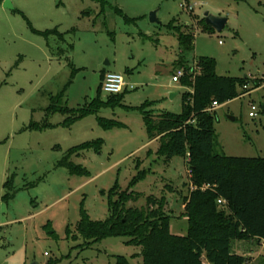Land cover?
Masks as SVG:
<instances>
[{"label":"rangeland","instance_id":"374dc122","mask_svg":"<svg viewBox=\"0 0 264 264\" xmlns=\"http://www.w3.org/2000/svg\"><path fill=\"white\" fill-rule=\"evenodd\" d=\"M110 2L113 9L103 16L91 0H0V264H115L117 257L143 264L142 248L127 245L128 238L87 247L78 233L83 213L94 222L110 218L115 187L138 197L128 209L143 210L148 198H165L171 234L187 236L184 198L192 189L187 161L157 155L160 141L150 140L139 110L148 104L146 112L155 116L182 113L183 96L192 90L182 86L184 77L172 80L179 72L188 74L177 66L180 56L186 68L215 59L218 76L248 81L238 99L217 110L216 148L227 157H264V0ZM184 2L192 12L181 7ZM153 12L160 25L150 23ZM207 12L228 19L223 32L205 27ZM171 23L194 34L190 52H181L167 28ZM53 30L65 40L37 33ZM73 70L72 84L59 99L71 110L98 97L109 99L100 92L103 73L119 74L135 89L123 94V107L102 109L65 128L70 116L46 110L63 94ZM99 118L123 127L105 130ZM98 141H103L99 151L71 158L88 175L71 176L59 166L71 149ZM141 172L146 178L133 183ZM238 243L234 254L245 255L247 264H264L259 241Z\"/></svg>","mask_w":264,"mask_h":264},{"label":"trees","instance_id":"16d2710c","mask_svg":"<svg viewBox=\"0 0 264 264\" xmlns=\"http://www.w3.org/2000/svg\"><path fill=\"white\" fill-rule=\"evenodd\" d=\"M91 1L99 4L100 15L105 16L108 9H113L110 0ZM114 10L116 15L124 17L121 10ZM124 19L127 23L135 22L127 17ZM205 27L215 32L206 23ZM167 28L176 36L182 53L192 50L195 36L188 28L175 26L174 23ZM37 33L46 39L56 36L65 40L64 35L57 30ZM184 61V56H180L177 63L178 68L188 72L181 84L192 92L183 96L182 113L155 116L146 112L148 104L139 110L143 114L150 140L160 141L157 155L167 162L176 157L187 161L193 187L184 198V216L188 220L187 236L171 234L172 217L165 211V198L158 200L150 197L146 209H128L127 204L138 197L131 189L119 192L118 187L110 192V218L104 222H94L83 213L78 233L87 247L109 238H128L127 245L142 248L140 257L143 264H247L245 257L232 252V244L255 239L264 242V157L233 158L218 153L215 143L217 111L211 113L209 108L214 103L222 106L238 99L241 96L240 90L248 81L218 76L217 62L212 58L200 59L196 65V74L192 73L194 68L185 67ZM76 72L73 70L63 94L52 98V105L46 110L48 114L70 116L63 127L71 128L102 109L122 106L123 94L128 91L111 95L106 102L98 97L77 110L61 106L59 99L66 94ZM105 76L106 73H103L102 83ZM255 87L258 88L259 84L255 83ZM101 91L103 84L100 86ZM98 123L105 130L123 127L120 123L102 118L98 119ZM31 128L40 129L39 125H32ZM102 145L103 141H98L73 148L59 166L67 169L71 176H86L87 170L71 162V158L80 157L92 149L99 151ZM145 178L146 172H141L133 183ZM13 186L12 180L5 184L8 191ZM205 186L210 188L203 190ZM220 200L226 204H219ZM115 264L132 263L127 258L117 257Z\"/></svg>","mask_w":264,"mask_h":264},{"label":"built area","instance_id":"2783aa9c","mask_svg":"<svg viewBox=\"0 0 264 264\" xmlns=\"http://www.w3.org/2000/svg\"><path fill=\"white\" fill-rule=\"evenodd\" d=\"M181 7L192 12L193 11V7L187 5L186 2L181 4ZM197 70V68L195 67L192 71V73H195ZM185 76L184 71L179 72V74L177 76L173 77V82L174 83H179L180 80ZM103 92L104 94L111 96V95H120L122 93H124L125 91H132L135 88L133 86H131L129 83H127V81L125 80V78L119 74L116 73H108L105 76V79L103 81ZM220 108V105H218L217 103H214L210 108H209V112H215ZM250 117L252 119H255L257 117V108L256 107H252V112L250 113ZM190 174V171H189ZM193 189V187H191ZM209 186H205L203 190L209 189ZM219 204H226L225 201L220 200Z\"/></svg>","mask_w":264,"mask_h":264},{"label":"water","instance_id":"95a60500","mask_svg":"<svg viewBox=\"0 0 264 264\" xmlns=\"http://www.w3.org/2000/svg\"><path fill=\"white\" fill-rule=\"evenodd\" d=\"M6 8H11V4L9 2L6 3L5 5ZM158 12H153L150 14V23L154 25H160L161 23L158 20ZM205 23L208 25L210 28H212L215 32L221 33L224 31L228 24V19L225 17L221 16H215L210 13H206L204 16ZM175 95H172L171 97H174ZM232 121H234L233 118H231Z\"/></svg>","mask_w":264,"mask_h":264},{"label":"crops","instance_id":"0c3cea01","mask_svg":"<svg viewBox=\"0 0 264 264\" xmlns=\"http://www.w3.org/2000/svg\"><path fill=\"white\" fill-rule=\"evenodd\" d=\"M154 141H157V140H154ZM256 241V239L255 240H251V241H249V242H252V243H254ZM258 241V240H257ZM239 242V241H238ZM259 243H260V245H262V246H264V242H260L259 241ZM239 245H242L243 244V242H240V243H238ZM233 245V244H232ZM236 255H238V253L236 254ZM240 256V255H239ZM244 257H246L245 255H244Z\"/></svg>","mask_w":264,"mask_h":264}]
</instances>
